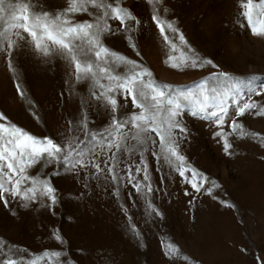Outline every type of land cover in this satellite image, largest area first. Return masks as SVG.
I'll return each instance as SVG.
<instances>
[{
  "label": "rangeland",
  "instance_id": "rangeland-1",
  "mask_svg": "<svg viewBox=\"0 0 264 264\" xmlns=\"http://www.w3.org/2000/svg\"><path fill=\"white\" fill-rule=\"evenodd\" d=\"M32 2L37 10L65 7V0ZM124 6L141 21L133 33L140 55L128 46L122 33L107 36L104 42L149 68L157 82L188 87L223 70L244 81L255 75L253 87L259 90L264 81V37L252 35L247 21L239 15L238 0H163L162 9L168 11L165 15L161 9V15L176 23L188 46L219 66L183 71L165 63L166 46L146 0H125ZM169 36L179 46V40L171 33ZM11 59L14 71L8 68L6 53H0V113L37 137L59 140L60 133L66 131V121L80 117V98L87 96V85H76L72 94L67 64L59 58L45 60L26 46L14 51ZM17 84L25 99L17 93ZM241 94L247 98L246 89ZM253 99L260 101L261 97ZM127 110H133L130 98ZM89 114L92 127L99 129L107 123L103 112ZM182 119L191 135L181 145V152L192 167L220 185L211 195L205 192L210 184L197 193L178 174L166 177L167 168L156 171L157 162L149 154L156 189L152 200L162 217L148 216L144 200L130 185L121 188L118 203L103 180H92L85 188L83 180L78 183L72 176L59 175L51 177L59 196L52 211L39 205L23 208L18 199L7 195V207L0 201V238L26 250L25 264L33 258L39 260L45 250L61 247L67 264H264V147L250 136L237 138L233 134L228 137L232 154L227 155L222 141L213 136L218 130L214 125L192 117L188 110ZM238 119L247 131L264 137V116L247 113ZM224 130L231 133L228 122ZM135 159L138 162V157ZM47 171L55 168L50 166ZM121 203L141 232V240L128 231ZM54 229L64 239L62 246L51 236ZM169 244L179 249L177 255L165 254Z\"/></svg>",
  "mask_w": 264,
  "mask_h": 264
},
{
  "label": "snow or ice",
  "instance_id": "snow-or-ice-1",
  "mask_svg": "<svg viewBox=\"0 0 264 264\" xmlns=\"http://www.w3.org/2000/svg\"><path fill=\"white\" fill-rule=\"evenodd\" d=\"M124 3L125 0H65V7L49 11L43 7L37 10L32 0H0V53H6L9 70L14 71L13 52L26 46L45 60L59 58L67 64L72 94L76 93V85L86 84L88 88L87 96L80 98V117L66 121V131L60 133L59 140L37 137L7 121L0 113V201L5 207L7 195L18 199L23 208L39 205L52 211L59 203V196L51 177L68 175L78 183L83 180L85 188L92 180H103L118 203L121 188L130 185L136 196L144 200L147 215L162 217L152 200L156 189L147 159L149 154L157 162L156 171L167 168L166 177L178 174L197 193L210 184L205 192L211 195L220 185L192 167L181 152V145L191 135L182 119L185 110L218 129L213 136L222 141L227 155L232 154L228 137L233 134L237 138L250 136L264 147V137L247 131L238 119L247 113L264 116V81L258 90L253 87L255 75L244 81L218 70L188 87L157 82L149 68L104 42L107 36L122 33L128 46L140 55L133 33L141 21ZM146 3L166 46L165 63L169 67L181 71L206 66L218 69L211 59L201 57L188 46L174 21L161 15L163 0H146ZM238 8L252 35L264 37V0H238ZM162 10L166 15L168 9ZM80 16L88 18L77 19ZM169 33L179 40V46ZM244 89L247 98L241 94ZM16 90L22 99L26 98L19 84ZM253 96L261 100H254ZM129 98L132 111L127 110ZM90 112H103L108 116L107 123L99 129L92 127ZM226 122L231 133L224 130ZM50 166L55 171L48 172ZM34 169L38 171L32 174ZM81 173H84L82 177ZM120 208L128 217V231L141 240L142 234L128 209L122 203ZM51 236L63 245L59 230L54 229ZM167 247V256L179 253L172 244ZM25 252L0 238V264H25ZM62 252V247L45 250L39 260L30 259L28 264L39 261L67 264Z\"/></svg>",
  "mask_w": 264,
  "mask_h": 264
}]
</instances>
